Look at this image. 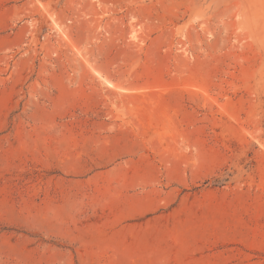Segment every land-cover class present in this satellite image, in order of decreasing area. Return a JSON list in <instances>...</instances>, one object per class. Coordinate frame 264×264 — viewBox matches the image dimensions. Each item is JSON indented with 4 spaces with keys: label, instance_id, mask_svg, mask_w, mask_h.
I'll return each instance as SVG.
<instances>
[{
    "label": "rangeland",
    "instance_id": "rangeland-1",
    "mask_svg": "<svg viewBox=\"0 0 264 264\" xmlns=\"http://www.w3.org/2000/svg\"><path fill=\"white\" fill-rule=\"evenodd\" d=\"M0 264H264V0H0Z\"/></svg>",
    "mask_w": 264,
    "mask_h": 264
}]
</instances>
